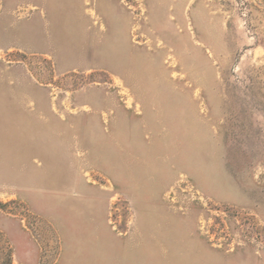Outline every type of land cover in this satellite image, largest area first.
I'll return each mask as SVG.
<instances>
[{
	"label": "rangeland",
	"instance_id": "374dc122",
	"mask_svg": "<svg viewBox=\"0 0 264 264\" xmlns=\"http://www.w3.org/2000/svg\"><path fill=\"white\" fill-rule=\"evenodd\" d=\"M0 264H264V0H0Z\"/></svg>",
	"mask_w": 264,
	"mask_h": 264
}]
</instances>
